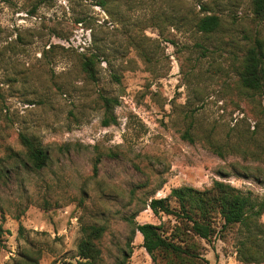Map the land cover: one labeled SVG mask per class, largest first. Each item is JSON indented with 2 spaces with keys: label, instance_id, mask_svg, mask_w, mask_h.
I'll use <instances>...</instances> for the list:
<instances>
[{
  "label": "rangeland",
  "instance_id": "obj_1",
  "mask_svg": "<svg viewBox=\"0 0 264 264\" xmlns=\"http://www.w3.org/2000/svg\"><path fill=\"white\" fill-rule=\"evenodd\" d=\"M250 1L0 0V264H76L89 226L103 229L94 264H184L153 262L132 233L177 224L151 199L213 181L264 196V87L238 79L247 49L264 47ZM202 7L221 20L208 36L194 28ZM21 136L47 152L42 169ZM233 234L195 238L199 264H239Z\"/></svg>",
  "mask_w": 264,
  "mask_h": 264
},
{
  "label": "trees",
  "instance_id": "obj_2",
  "mask_svg": "<svg viewBox=\"0 0 264 264\" xmlns=\"http://www.w3.org/2000/svg\"><path fill=\"white\" fill-rule=\"evenodd\" d=\"M92 2L95 6L104 8L105 0H77ZM251 12L255 19H264V0H251ZM205 12L194 21L196 32L202 35H211L220 26L221 20L217 14ZM99 64L96 54L82 56L81 69L89 80H95L94 65ZM117 79V76H113ZM240 86L248 91H261L264 87V47L260 40L247 49L238 74ZM106 110L116 105L117 100L107 97L101 98ZM103 126L114 123L112 118H104ZM183 139L192 142L193 138L186 131ZM21 143L27 152L30 167L42 169L48 160L47 152L30 139L21 136ZM219 156L223 150L216 148ZM227 151V150H226ZM245 155L246 152H243ZM260 156V155H259ZM4 171L0 167V174ZM174 203V206H171ZM148 207L154 215L164 214L172 216L177 224L166 227L165 224L135 225L132 233L138 232L142 237V247L153 262L158 252L175 256L184 264H199V248L195 238L209 242L217 235L233 232L235 240V259L239 264H264V221L261 220L264 212V196H258L251 191L242 190L228 183L213 181L212 185L203 190L188 186L173 188L164 198H153ZM219 223V227L216 225ZM103 229L97 226L87 228L86 237L77 245L76 264H94L100 255L96 241ZM0 228V236L2 235ZM128 245V244H127ZM129 246V245H128ZM123 257L128 254L123 252ZM207 264V261H204ZM15 264H36V260L25 258ZM117 264H123L118 262Z\"/></svg>",
  "mask_w": 264,
  "mask_h": 264
}]
</instances>
